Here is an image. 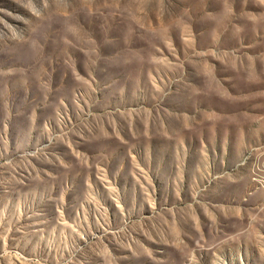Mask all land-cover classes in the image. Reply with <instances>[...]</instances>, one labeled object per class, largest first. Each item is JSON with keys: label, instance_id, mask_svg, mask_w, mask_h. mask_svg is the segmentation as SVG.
Here are the masks:
<instances>
[{"label": "rangeland", "instance_id": "obj_1", "mask_svg": "<svg viewBox=\"0 0 264 264\" xmlns=\"http://www.w3.org/2000/svg\"><path fill=\"white\" fill-rule=\"evenodd\" d=\"M0 264H264V0H0Z\"/></svg>", "mask_w": 264, "mask_h": 264}]
</instances>
